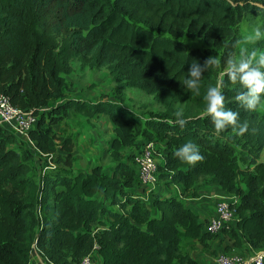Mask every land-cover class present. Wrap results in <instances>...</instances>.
I'll return each mask as SVG.
<instances>
[{"label": "trees", "instance_id": "trees-1", "mask_svg": "<svg viewBox=\"0 0 264 264\" xmlns=\"http://www.w3.org/2000/svg\"><path fill=\"white\" fill-rule=\"evenodd\" d=\"M247 17L264 26V0H0V95L39 117L30 139L54 165L31 176L30 154L12 148L16 135L0 126V264H32L34 246L48 264H78L89 255L97 264H201L182 251V232L206 249L229 236L228 254L264 250V119L257 107L249 110L236 99L244 88L220 77L219 65L208 66L199 92L183 84L191 62L203 64L208 56L180 38L200 37L224 49L226 64ZM75 61L106 68L123 86L163 105H184L181 116L143 119L122 102L65 96ZM217 83L225 108L248 122L246 132L218 131L206 114L207 88ZM70 111L105 114L114 123L111 172L99 166L69 172L74 142L58 137L53 126ZM188 141L203 160L193 164L175 155ZM151 142L158 186L146 189L136 159ZM128 148V160L121 159ZM203 178L236 197L234 222L218 235L204 230L209 220L201 221L175 191L179 186L182 195L196 197Z\"/></svg>", "mask_w": 264, "mask_h": 264}, {"label": "rangeland", "instance_id": "rangeland-1", "mask_svg": "<svg viewBox=\"0 0 264 264\" xmlns=\"http://www.w3.org/2000/svg\"><path fill=\"white\" fill-rule=\"evenodd\" d=\"M256 26H262L260 21L256 18L247 17L237 27V44L234 55L230 58L238 60L242 53L248 54L253 50L257 52V55L264 52V39L259 41H250L248 39ZM180 40L190 49H200L208 57L214 56L220 62L218 64V74L222 77L221 73L226 68V64L222 63L225 54L224 49L208 46L200 37L184 36ZM73 69V73L65 77L67 83L64 89L65 96L81 98L90 102L103 99L122 102L124 106L143 119H167L173 115H177L178 112L181 113L184 109V105L166 106L159 102L153 95H148L139 89H131L123 86L121 82H117L111 77L106 68H84L80 62L75 61L73 63ZM52 104H57V101H54ZM191 108L194 114H201L195 107L191 106ZM43 111H45L43 115L45 114L44 117L47 120V111ZM257 113L264 119V103L257 106ZM114 129V123L105 114L88 118L83 113L77 111H70L67 119L53 126V130L58 137L71 138L74 142L73 168L69 172L72 174L80 171L91 172L96 166L102 168L103 172H111L113 164L116 162L114 155L111 154L112 147L109 143L110 138L115 134ZM141 142L142 140L140 139L138 144L140 145ZM11 146L22 152V154L26 152L30 154V163L33 166V171L30 175L35 178H37L39 172L47 171L50 166H54L45 155L37 151L34 143H31L26 137L16 135V142ZM132 151L131 148L123 149L121 151V159L128 160V156ZM261 160L264 161V152ZM243 167L245 168V166ZM200 181L199 188L213 189L214 192H211L214 193V196L224 194L217 186L211 184L209 178H203ZM210 185L214 188L209 187ZM155 186L157 187L158 184ZM151 187L153 188V186ZM162 187L165 188L164 183L161 184ZM152 190L154 189H151V194ZM205 215L208 214L206 213ZM205 220V216L202 214L201 221ZM204 230H207V225H205ZM181 236L182 251L196 257L201 263L216 264V253H223L225 251L224 244L230 243L227 239L229 236H225V239L218 238L216 240L218 241L217 243H214L213 246L211 245L209 249H206L197 241L187 239L183 235V232ZM230 253H237L246 257L250 256V254L239 250H234Z\"/></svg>", "mask_w": 264, "mask_h": 264}, {"label": "clouds", "instance_id": "clouds-1", "mask_svg": "<svg viewBox=\"0 0 264 264\" xmlns=\"http://www.w3.org/2000/svg\"><path fill=\"white\" fill-rule=\"evenodd\" d=\"M250 41H259L264 39V26H256L249 35ZM220 62L214 57H208L203 64L193 60L188 68V76L183 84L186 88L199 92L201 77L209 65H218ZM221 75H227L231 81H239L244 90L240 91L236 99L247 109L253 110L261 103H264V52L257 55L255 50L248 54H241L240 58L228 59L226 68ZM206 114L212 117L215 128L223 131L232 126L233 131L238 135L246 132L249 128L247 121L240 119V114L231 108H225V94L222 91V83L209 86L205 95ZM177 116H181L178 112ZM178 123L183 126L186 121L181 117ZM175 155L181 160L189 163H195L203 160L199 146L188 141L182 144L175 152Z\"/></svg>", "mask_w": 264, "mask_h": 264}, {"label": "built area", "instance_id": "built-area-1", "mask_svg": "<svg viewBox=\"0 0 264 264\" xmlns=\"http://www.w3.org/2000/svg\"><path fill=\"white\" fill-rule=\"evenodd\" d=\"M39 117L33 110L20 109L10 102L5 95H0V126L13 134L26 137L31 143L30 132L38 125ZM155 145L153 142L146 144L137 157L138 182L144 188H152L156 184V162L154 157ZM236 210L230 202H219L215 207L214 215L209 219L207 230L218 235L224 228L233 224ZM78 264H97L91 255L84 257ZM216 264H264V250L253 252L249 257L239 254L222 253L217 256Z\"/></svg>", "mask_w": 264, "mask_h": 264}, {"label": "crops", "instance_id": "crops-1", "mask_svg": "<svg viewBox=\"0 0 264 264\" xmlns=\"http://www.w3.org/2000/svg\"><path fill=\"white\" fill-rule=\"evenodd\" d=\"M200 184V183H199ZM199 184L196 186V197H193L191 193H187L182 195L181 190L182 187H175L176 193L180 196V199L184 201L187 207L191 208L195 213H197L200 216V220L202 217V214L205 216V219L209 220L215 213V207L219 202L227 201V202H234L236 201V197L233 195H230L223 191V195L214 196V190L209 188H199ZM211 188H214L213 186H209ZM221 190V189H220ZM213 191V192H211ZM222 191V190H221ZM145 192V191H144ZM214 196V197H213ZM146 199L151 200V194L149 193V190H146L145 192ZM208 215H205V214ZM218 241H210V247L213 246L214 243H217ZM227 245V244H226ZM226 245L224 244L225 251L223 253H229L226 249ZM222 254L221 252L216 253V255ZM193 258L197 259L196 257L192 256ZM198 260V259H197ZM199 261V260H198ZM31 262L32 264H48L46 260L43 259L41 253L37 249L36 246H34L32 253H31ZM200 262V261H199ZM201 263V262H200ZM215 263V260H214ZM201 264H211V263H201Z\"/></svg>", "mask_w": 264, "mask_h": 264}]
</instances>
